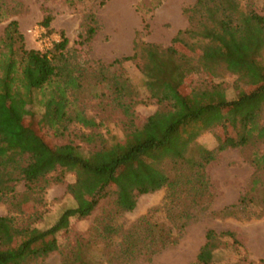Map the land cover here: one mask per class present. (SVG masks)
Returning a JSON list of instances; mask_svg holds the SVG:
<instances>
[{
    "label": "trees",
    "instance_id": "trees-1",
    "mask_svg": "<svg viewBox=\"0 0 264 264\" xmlns=\"http://www.w3.org/2000/svg\"><path fill=\"white\" fill-rule=\"evenodd\" d=\"M186 15L189 26L169 47L137 43L132 57L107 66L98 62L92 74L72 63L64 34L51 49L39 51L27 48L17 21L6 26L0 38V204L16 198L19 184L34 194L52 182L63 183L68 173L76 175L77 190L89 186L95 192L90 197L73 193L75 206L62 211L47 229L18 226L13 217H0V264H43L62 254L59 235L70 231L71 221L91 217L101 200L115 199L119 212L126 213L135 210L141 196L168 189L166 203L137 221L116 246L112 238L118 229L105 225L98 235L106 254L101 250L94 256L79 237L64 254L63 264L151 260L177 243L195 218L193 210L209 196L206 168L217 155L264 143V15L248 0H196ZM52 21L49 16L42 23L49 33ZM97 31L92 16L81 44L90 43ZM127 62L136 64L150 100L160 107L140 127L134 125L132 109L143 101H138L124 73L112 72ZM197 69L210 81L191 84L186 93L187 79ZM224 73L236 77L234 100L220 82ZM89 76L94 83H88ZM88 86L96 98L110 94L131 120L123 140L110 144L100 132L103 123L78 105ZM36 104L44 110L43 121L54 137L63 138L73 125H80L90 131L81 135L82 142L94 149L84 152L72 143H49L36 129ZM24 109L32 112L29 121L24 120ZM205 133L215 136L216 149L199 148V155H192L196 140ZM251 165L250 189L231 208L256 206L262 216L264 154L255 152ZM117 184L119 193L108 190ZM227 238L236 235L208 230L196 264H213Z\"/></svg>",
    "mask_w": 264,
    "mask_h": 264
},
{
    "label": "rangeland",
    "instance_id": "rangeland-1",
    "mask_svg": "<svg viewBox=\"0 0 264 264\" xmlns=\"http://www.w3.org/2000/svg\"><path fill=\"white\" fill-rule=\"evenodd\" d=\"M102 1L77 0V4L71 6L67 0H0V38L12 21L19 23L28 49L47 51L59 43L64 34L69 40L68 54L72 63L92 74L95 67L98 68V62L107 66L116 59L132 57L137 43L169 47L176 34L189 26L186 10L196 2L106 0L102 4ZM248 1H253L259 13L264 15V0ZM49 16L53 17L52 33L46 30L44 38L53 45L46 48L30 31L43 27V21ZM92 16L97 21V34L90 43L82 45L81 37L91 25ZM115 71L124 73L130 79L138 94V101H143L132 109L131 119L136 127H140L160 107L150 100L143 85V76L134 62L116 67L112 72ZM87 81L94 83V78L89 76ZM199 81H210L202 69H197L189 75L184 91L187 93L189 86ZM220 82L226 89L228 99L234 100L236 77L224 73ZM107 95L105 98H96L88 86L87 91L80 96L78 105L85 108L87 115L103 123L100 132L112 144L124 139L128 128L131 127V120L112 101L111 95ZM34 111L36 129L53 146L72 143L81 147L84 152L94 149L83 143L80 138L83 133H89V130L80 125H73L65 137H54L43 121L44 110L36 104ZM22 115L25 121H29L32 112L30 109H24ZM216 146L215 136L205 133L196 140L191 154L198 156L199 148L215 150ZM255 152L264 154V143L219 153L216 161L206 168L211 186L209 196L203 198L201 205L193 210L195 218L178 237L177 243L151 260H142L135 264H196L200 249L206 243V233L210 229L217 233L232 232L236 235L235 239L223 240L222 248L213 264H261L260 261L264 259V215L261 216L256 206L246 209L231 208L237 206L240 198L250 189L254 174L251 159ZM76 180L74 173H68L63 183L52 182L42 192L37 191L34 194L28 192L24 184H19L16 188V198L9 203L0 204V217H13L18 226L32 224L35 228L47 229L62 211L75 206L73 193L87 197L94 195L95 191L89 186L77 190ZM70 186L72 193L69 191ZM108 190L119 193L121 187L117 184ZM168 195V189L143 195L138 199L135 210L126 213L119 212L115 199L101 200L91 217L71 221L70 231L59 235L62 254H54L43 264H63L64 254L75 246L79 237H83L84 242L89 244L94 256L99 257L101 250L106 254L105 242L98 235L103 232L106 224L118 229L117 236L112 238L113 245L116 246L137 221L151 210L161 208Z\"/></svg>",
    "mask_w": 264,
    "mask_h": 264
},
{
    "label": "built area",
    "instance_id": "built-area-1",
    "mask_svg": "<svg viewBox=\"0 0 264 264\" xmlns=\"http://www.w3.org/2000/svg\"><path fill=\"white\" fill-rule=\"evenodd\" d=\"M30 34H33V36L37 39L40 40V43L43 44L46 48H50L53 43H49L48 41L45 40V35H46V29L41 27V28H36L35 30H31Z\"/></svg>",
    "mask_w": 264,
    "mask_h": 264
}]
</instances>
